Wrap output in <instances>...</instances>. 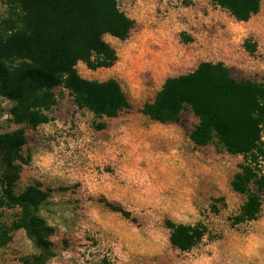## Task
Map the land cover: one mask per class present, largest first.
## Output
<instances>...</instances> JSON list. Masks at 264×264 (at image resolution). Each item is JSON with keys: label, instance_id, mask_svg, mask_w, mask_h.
I'll use <instances>...</instances> for the list:
<instances>
[{"label": "rangeland", "instance_id": "obj_1", "mask_svg": "<svg viewBox=\"0 0 264 264\" xmlns=\"http://www.w3.org/2000/svg\"><path fill=\"white\" fill-rule=\"evenodd\" d=\"M134 20L124 40L104 35L115 50L109 67L76 65L87 79H116L130 107L115 117L96 116L75 105L60 86L36 127L9 117L0 96V132L22 127L25 144L13 191L37 184L47 192L39 216L51 227L54 256L47 264H264V192L255 219L235 223L246 195L231 181L243 163L214 138L196 146L198 123L187 108L179 121L160 123L140 112L167 77L202 61H222L235 79L264 77V0L248 21H237L209 0H118ZM9 5L0 2V19ZM5 116H7L5 118ZM251 190L255 191L253 185ZM108 203L130 211L125 218ZM18 208H0V264H30L36 249L23 229L11 228ZM135 218L132 220L131 218ZM166 220L206 226L187 251L169 242Z\"/></svg>", "mask_w": 264, "mask_h": 264}, {"label": "trees", "instance_id": "obj_2", "mask_svg": "<svg viewBox=\"0 0 264 264\" xmlns=\"http://www.w3.org/2000/svg\"><path fill=\"white\" fill-rule=\"evenodd\" d=\"M9 5L0 19V96L11 101V120L36 127L48 121L56 87H64L79 108L96 116L115 117L130 103L120 83L82 77L76 68L109 67L116 60L104 35L124 40L134 20L119 8L118 0H0ZM237 21H248L260 9V0H209ZM189 108L198 123L189 133L196 146L214 138L243 163L231 181L233 191L246 195L234 222L255 219L264 192V77L261 81L235 79L222 61H202L193 70L167 77L140 112L160 122H177ZM22 127L0 132V208H18L11 228L23 229L36 253L30 264H47L54 256L51 227L39 216L47 192L37 184L14 193L24 158ZM255 187V191L250 186ZM111 210L130 218V211L108 203ZM135 220V218H131ZM170 244L187 251L206 233V226L166 220ZM10 236L0 229V245Z\"/></svg>", "mask_w": 264, "mask_h": 264}, {"label": "built area", "instance_id": "obj_3", "mask_svg": "<svg viewBox=\"0 0 264 264\" xmlns=\"http://www.w3.org/2000/svg\"><path fill=\"white\" fill-rule=\"evenodd\" d=\"M7 116H5V118H6ZM9 117H11V114H10V112H9Z\"/></svg>", "mask_w": 264, "mask_h": 264}, {"label": "crops", "instance_id": "obj_4", "mask_svg": "<svg viewBox=\"0 0 264 264\" xmlns=\"http://www.w3.org/2000/svg\"><path fill=\"white\" fill-rule=\"evenodd\" d=\"M257 14V13H256ZM255 15V14H254Z\"/></svg>", "mask_w": 264, "mask_h": 264}]
</instances>
